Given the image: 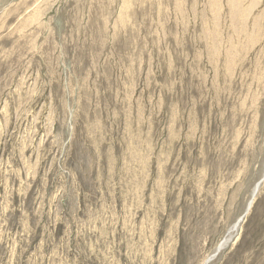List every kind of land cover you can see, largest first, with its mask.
<instances>
[{"label": "rangeland", "instance_id": "rangeland-1", "mask_svg": "<svg viewBox=\"0 0 264 264\" xmlns=\"http://www.w3.org/2000/svg\"><path fill=\"white\" fill-rule=\"evenodd\" d=\"M261 103L264 0H0V264H264Z\"/></svg>", "mask_w": 264, "mask_h": 264}, {"label": "bare ground", "instance_id": "bare-ground-1", "mask_svg": "<svg viewBox=\"0 0 264 264\" xmlns=\"http://www.w3.org/2000/svg\"><path fill=\"white\" fill-rule=\"evenodd\" d=\"M256 113H258L257 109H256ZM259 113L260 114L264 113V103H261L259 105ZM222 114H223L222 113V109L220 107H218L217 110H215V114H213L212 125H211V129L212 130H214L215 128L222 129L223 127H226V125H228L227 119H222L221 118L220 115H222ZM243 119H244L243 115L239 113L238 115L235 116V120H234L233 123L237 124L238 122L242 121ZM261 134H262V132H261ZM258 135H260V134H258ZM214 156H215V153H214ZM255 195H256V192H255ZM251 207L252 206H250V209H251ZM250 209H249V211H250Z\"/></svg>", "mask_w": 264, "mask_h": 264}, {"label": "water", "instance_id": "water-1", "mask_svg": "<svg viewBox=\"0 0 264 264\" xmlns=\"http://www.w3.org/2000/svg\"><path fill=\"white\" fill-rule=\"evenodd\" d=\"M222 247V246H221ZM221 247L219 248V251L221 250Z\"/></svg>", "mask_w": 264, "mask_h": 264}]
</instances>
